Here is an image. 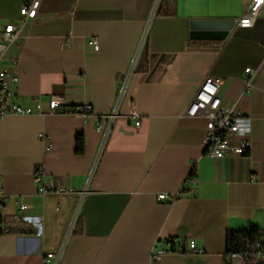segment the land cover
<instances>
[{
    "label": "crops",
    "instance_id": "obj_1",
    "mask_svg": "<svg viewBox=\"0 0 264 264\" xmlns=\"http://www.w3.org/2000/svg\"><path fill=\"white\" fill-rule=\"evenodd\" d=\"M31 1L0 0V36L7 24L18 25L14 40L0 44V66L17 62L13 100L32 109L0 118L7 199L0 218L17 214L22 199L28 215L40 216V233L1 234L0 264H44L57 254L81 191L83 234L66 237L58 264H150L154 243L171 237L193 240L203 252L154 264H225L228 231L254 226L264 241V12L239 28L248 0H169L173 16L156 15L160 0L154 9V0H40L35 18L24 19L19 11ZM191 22L225 23L229 33L196 45ZM145 40L149 70L133 68L116 103L120 78ZM205 79L220 82L223 106L250 119L246 155H203L205 120L183 112ZM53 96L61 105L47 112ZM84 105L96 117L116 110L104 140L97 118L75 112ZM40 172L67 192L37 197ZM160 194L166 199L158 201ZM251 257L247 264H264Z\"/></svg>",
    "mask_w": 264,
    "mask_h": 264
},
{
    "label": "built area",
    "instance_id": "obj_2",
    "mask_svg": "<svg viewBox=\"0 0 264 264\" xmlns=\"http://www.w3.org/2000/svg\"><path fill=\"white\" fill-rule=\"evenodd\" d=\"M158 2L159 0H154L153 9L156 8ZM39 3L40 0H32L27 5H23L21 7L19 14L24 19L35 18ZM263 12L264 0H248L244 14L236 22L237 27L250 28L255 20ZM17 29L18 25L14 23L7 24L3 29L2 35L0 36V44L7 45L11 43L18 32ZM140 42L142 43L143 40L141 39ZM93 43L94 41L90 42V44ZM139 48L137 49L131 61L129 72L120 78L116 103H118L120 96L126 87L129 73L133 70L136 64L140 53ZM16 63L17 62L15 60H11L7 66H0V118L8 114L24 115L30 114L32 112L31 108L23 107L13 100L10 87L12 83L17 82V77L15 75ZM251 75L252 71L250 69H246L244 79L246 86H249V78ZM60 105L61 103L59 98L53 96L49 100L47 112L54 111ZM37 108L39 107L37 106ZM78 114H80L85 119L97 118L100 121L103 140L107 136L112 122L117 115L116 110L113 109V111L106 115L96 117L90 105H84L81 107L78 111ZM183 116L187 118H201L205 120V133L201 144L204 156L211 159H222L227 155L244 156L248 153L251 145L250 119L240 111L236 110L234 106L226 107L222 105L220 82L218 80L205 79L198 86L191 101L184 110ZM135 125L138 126L139 122L136 121ZM233 136L237 138V143L235 145L230 143V137ZM188 180L193 183L196 182L194 175H190ZM34 183L36 187V196L40 198L49 192H67L66 189L61 186H57L54 182H47L45 175L42 172L35 174ZM83 194V191L78 193L79 198L58 253L45 255L44 264H58L60 254L64 248L65 239L74 229L79 217L80 200ZM157 198L158 201H163L166 199V195L160 194ZM6 201V196L3 194L0 188V210ZM172 201H174V199H172ZM15 206L17 208V214L13 215L11 218L12 222L14 221L16 224H30L36 229V233H40V216L28 215V206L22 199H16ZM1 229H3V224H0V230ZM185 252L191 254H200L203 252V250L201 248H197L193 240L186 242L184 239L177 237L157 240L154 243L150 253V264H154V262L160 260L163 256ZM248 255V252L229 254L227 255L229 260H227L225 264H247L246 259L248 258ZM251 258L252 261H264V246L263 248L255 250Z\"/></svg>",
    "mask_w": 264,
    "mask_h": 264
},
{
    "label": "trees",
    "instance_id": "obj_3",
    "mask_svg": "<svg viewBox=\"0 0 264 264\" xmlns=\"http://www.w3.org/2000/svg\"><path fill=\"white\" fill-rule=\"evenodd\" d=\"M175 3L169 0H160L158 8L156 10L157 16H173L175 15ZM196 45H212L211 42H194ZM149 70V51L147 40L144 41L140 50L138 59L134 66V73H146ZM78 112V111H75ZM75 152L81 154L83 152L84 139L82 134H78L75 138ZM191 175H194V170L191 171ZM0 224H3V229L0 230L1 234L8 235H35L36 229L27 224H16L12 222L11 218L0 219ZM72 235L80 236L83 234V222L81 217H78L74 229L71 232ZM226 254H236L248 252L253 254L255 250L263 248L264 243L262 240V234L259 228L250 226L247 229L239 231H228L225 236ZM249 256V255H248Z\"/></svg>",
    "mask_w": 264,
    "mask_h": 264
},
{
    "label": "water",
    "instance_id": "obj_4",
    "mask_svg": "<svg viewBox=\"0 0 264 264\" xmlns=\"http://www.w3.org/2000/svg\"><path fill=\"white\" fill-rule=\"evenodd\" d=\"M229 33L227 24L220 25L215 22H191L189 39L195 41L221 42Z\"/></svg>",
    "mask_w": 264,
    "mask_h": 264
}]
</instances>
